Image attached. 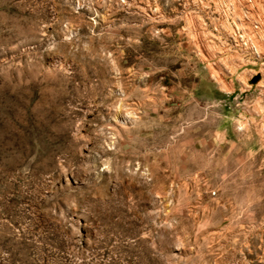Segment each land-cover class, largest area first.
Returning a JSON list of instances; mask_svg holds the SVG:
<instances>
[{"label": "rangeland", "instance_id": "rangeland-1", "mask_svg": "<svg viewBox=\"0 0 264 264\" xmlns=\"http://www.w3.org/2000/svg\"><path fill=\"white\" fill-rule=\"evenodd\" d=\"M0 264H264V0H0Z\"/></svg>", "mask_w": 264, "mask_h": 264}]
</instances>
